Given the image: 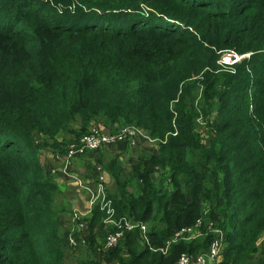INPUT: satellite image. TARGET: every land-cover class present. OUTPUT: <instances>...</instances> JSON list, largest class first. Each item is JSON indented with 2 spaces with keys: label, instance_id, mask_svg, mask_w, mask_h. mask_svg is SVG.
Instances as JSON below:
<instances>
[{
  "label": "trees",
  "instance_id": "16d2710c",
  "mask_svg": "<svg viewBox=\"0 0 264 264\" xmlns=\"http://www.w3.org/2000/svg\"><path fill=\"white\" fill-rule=\"evenodd\" d=\"M77 1L128 24L75 26L37 5L0 4V264H66L53 208L59 187L44 177L34 134L84 131L96 119L138 127L161 146L145 162L138 198L126 185L110 195L119 216L148 226L152 247L204 219L202 235L168 255L142 243L139 230L106 254L120 264H175L209 251L212 223L225 235L219 264H252L264 233V0ZM225 52L251 56L222 67ZM150 164L166 179L153 182ZM95 226L78 264H100Z\"/></svg>",
  "mask_w": 264,
  "mask_h": 264
},
{
  "label": "rangeland",
  "instance_id": "374dc122",
  "mask_svg": "<svg viewBox=\"0 0 264 264\" xmlns=\"http://www.w3.org/2000/svg\"><path fill=\"white\" fill-rule=\"evenodd\" d=\"M0 4L3 6H8L7 9L11 8L13 10L12 12L17 11L19 7L27 8V6L30 4L37 5L39 9L46 11L43 14H45V16L48 17L49 19L51 18L55 21L58 22L61 21L66 24H71L75 26L76 25L84 26L85 24L103 25L106 23V24L115 25L114 27H111L112 30H115L116 28L121 29L124 25L128 24L125 15L113 14L107 17V16H101L100 14H97V16H95L94 13H87L79 8V3L77 0H62L60 2H57L55 0H1ZM146 11L147 8L143 7L142 14L145 16H147ZM224 57L228 58V52L222 54V57L220 59V63L222 67H230L224 64V60H223ZM244 57L247 58L246 56ZM245 58H242L241 60ZM6 92H8V94L11 93L9 90H7ZM203 102L205 101H204V97H202V90H200L197 104H200L201 106L205 107ZM211 112L212 110L211 111L208 110L206 113H204V111H201L200 114L205 116L206 114H211ZM100 124H102V126L104 127L103 128L100 127ZM86 125H87V129L84 131L81 130L80 126H77L76 124H71V125H64L58 133L52 136L38 134V133L34 134L35 148L37 149L38 152L37 158L44 171V177L46 180L50 182L52 181L51 186L57 185L60 188V189L59 188L53 189V196H54L53 208L54 211L59 214L58 218L60 221V233L62 234V232L66 230L71 224L73 225V228L71 229V231H68L66 233V236H64V240H63V242H65L67 246L65 255L68 252V256L65 258L66 264H77L75 259L77 258L76 260L79 261V259L82 258L85 253H84V248H81V250H78V252L75 251V253L74 252L71 253V251L73 250L69 248V246L73 248H77L84 244H81L80 242L77 245H72L69 238H67L68 234L75 237L73 235V232L74 233L78 232L74 230L76 229V227L72 222V213L74 210V208H72V202L75 199L74 197L76 196H75L73 184L71 183L73 179H71L72 181L70 179H67L61 182L59 178L62 177L61 173L68 176H70V174L72 175L78 174L82 177L87 172L91 173L93 171L94 173H97L98 167L102 166L100 161H98L100 159L98 154L105 151V147H103L98 151L89 153L87 156L83 158H79L75 160V161L85 160L84 164L88 163L87 167H89V168H85L86 167L85 165L79 167L77 164H75L73 166L75 161L72 163L66 162L67 147L69 144L73 143L74 141H77L82 135L89 132L90 129L93 127L100 128L104 133H116L125 127H129L126 125H118V124L106 125L102 123L101 120L96 122L93 121L89 124V126L88 123ZM203 133H204L203 136L204 138L202 141L205 144L208 143V141L210 140L209 138H205V137L210 136V134L207 132L205 128L202 130V135ZM213 134L214 133L211 134V137ZM91 156H95V157L92 158ZM64 164H66L68 170H65ZM70 168L73 173L70 171ZM78 175L76 176L80 178ZM107 194H108V190H107ZM101 234L103 237V232H101ZM76 239H78V237ZM103 241L104 240L102 238V242L99 244L100 246L99 250L101 252L106 253L101 248Z\"/></svg>",
  "mask_w": 264,
  "mask_h": 264
},
{
  "label": "built area",
  "instance_id": "2783aa9c",
  "mask_svg": "<svg viewBox=\"0 0 264 264\" xmlns=\"http://www.w3.org/2000/svg\"><path fill=\"white\" fill-rule=\"evenodd\" d=\"M245 56L250 57L251 54ZM242 58L245 57L239 56L234 52H228V58L224 57L223 60L224 64L231 66L238 63ZM200 123L205 125L202 119H200ZM204 128L207 130L206 126H204ZM141 135H144V131L135 126L125 127L116 133H104L100 128L93 127L87 134L68 145L66 162L72 163L76 159L83 158L91 152L98 151L105 146L115 143H128L131 147H134L137 144V138ZM70 177L88 196L90 211L99 208L103 213L102 220L107 226V233L101 248L105 252L115 249L124 239L126 233L135 230L140 231L142 243L150 246L155 252H161L163 255H168L173 245L181 241L195 240L202 235L200 228L203 225V218L199 219L195 226L184 228L176 232L174 237L168 240L163 247L154 248L150 245L147 225L142 222L133 221L129 217L118 215L113 200L107 194L105 183L106 178L100 166L98 167V175L95 185H90L75 175L70 174ZM209 209L206 210L205 213L208 214L210 211ZM72 222L78 230L79 228L84 227L82 211L78 209L73 211ZM208 232L214 236L208 252L199 253L197 255L183 253L175 264H219L221 254L225 248L224 232L221 228L213 226L212 223L209 224ZM69 240L72 245L80 243V241L73 236H70ZM85 243L86 240H83L81 244Z\"/></svg>",
  "mask_w": 264,
  "mask_h": 264
},
{
  "label": "crops",
  "instance_id": "0c3cea01",
  "mask_svg": "<svg viewBox=\"0 0 264 264\" xmlns=\"http://www.w3.org/2000/svg\"><path fill=\"white\" fill-rule=\"evenodd\" d=\"M96 121H100V119H96L95 122ZM100 127L103 128L104 126L100 124ZM205 144L207 145L208 143ZM160 149L161 146L159 142L151 139L146 133H144V135H141L137 138V144L134 147H131L127 143H115L105 146V151L98 154L100 158L98 161H100L102 165L100 167L102 168V171H104L105 173V178H106L105 183L108 190V194L111 196L118 195L119 186L126 185V189L128 193L133 195L135 198H138L142 194V190L144 187V179L142 177V172L146 169L145 162L149 159L150 156L157 157L160 153ZM91 157L93 158L95 156H91ZM84 163L85 160H77L75 161L73 166L77 164L79 167L85 165L86 166L85 168H89L87 167L88 163L87 164ZM64 166H65V170H68L66 164H64ZM147 169L149 171L150 177L153 182L160 183L162 179H166L167 177L166 171L159 166L150 164ZM61 174L62 177L59 178L61 182L67 179L70 180L72 179L68 175H64L63 173ZM97 175H98V171L97 173H94L92 171L91 173L88 172L85 173L83 177L80 175L78 176L82 178V180H84L86 183L90 185H95ZM73 181L71 183L73 184L76 197H74L75 199L72 202V208H74V210L78 209L82 211L83 223H84L83 228H79L78 230L76 227V229H74L75 231L78 232L76 233L73 232V235L75 236V238L78 237L77 240H79L81 243L83 240H86V243L77 248H73L69 246V248L73 250L71 251V253L72 252L75 253V251L78 252V250H81V248L85 249L88 246L91 229L93 226H95V224L96 226L94 231L97 235L98 245L102 242V238H103L101 232H103V236H104L107 230V226L104 224L103 220L101 219L100 221L97 220V218L99 219V216L97 215L98 213H96L97 211H95L96 208L90 211L88 196L86 195V193L77 186L75 181L74 182ZM72 228L73 225L71 224L66 230L62 232L63 240H64V236H66V233L68 231H71ZM70 236L71 235L68 234L67 238H69ZM98 245H97V251L95 252V259L100 264H120L110 255L101 252L99 250ZM123 255L127 257L128 254L124 252ZM67 256H68V252L64 257V260ZM250 258L252 264L264 263V233L258 241L256 252L252 254ZM76 259L75 261L78 264V260Z\"/></svg>",
  "mask_w": 264,
  "mask_h": 264
}]
</instances>
